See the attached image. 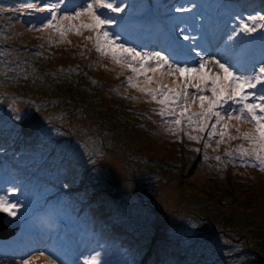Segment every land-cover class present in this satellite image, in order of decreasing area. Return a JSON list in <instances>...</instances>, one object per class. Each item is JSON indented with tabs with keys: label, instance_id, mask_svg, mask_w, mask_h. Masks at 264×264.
<instances>
[{
	"label": "rangeland",
	"instance_id": "rangeland-1",
	"mask_svg": "<svg viewBox=\"0 0 264 264\" xmlns=\"http://www.w3.org/2000/svg\"><path fill=\"white\" fill-rule=\"evenodd\" d=\"M16 1H12L10 9L3 11L0 17V28L4 31V35L0 34V46L4 42L6 47L10 48L7 55H0V64L1 58H10L15 50L13 47L18 46V50H24V47L42 46L43 51L40 50V53L44 56L39 59L47 60L55 80L70 86L68 90L64 89L62 96L69 97L72 103L67 104L54 91L48 93L26 88L21 92L20 89L0 81V99L6 104L3 106L7 107L6 113L11 111L16 117H20L17 128L14 130L11 127V131L18 130L22 134L49 139V134L41 133L40 130L55 131L54 128L59 127L58 121H61L65 123V130L60 131V137L51 138L54 143L60 144L61 148L68 151V142L76 144V147L86 141L97 143L95 157L89 162L86 158L83 160L87 167L79 173L77 181L69 180L70 186L74 187L73 191L79 194L82 190L86 192L84 185L87 179L96 178V189H92L90 193L93 195H89L96 201V206L90 211L93 218L77 217L71 213L74 206L66 201L60 192L58 196L47 198L48 188L42 184L27 198L23 191L19 192L20 185L14 174L8 169L7 174L0 172V198L5 199L8 204L16 205V215L25 216V224H21L18 233L0 238V264H23L33 256L38 257L35 264H48L49 259L55 260L56 264H90L91 258L97 253H100L101 264H129L128 255L126 262L120 260L123 256L122 246L136 242V232L147 230L144 233L147 236L151 234V243L145 244L147 254L151 248L155 250L154 243L157 239L173 235L174 233L168 231L170 224H180L179 220L189 212L193 216L199 213L201 220L198 224L206 230L209 229L208 234L216 237V241L225 248L228 245L231 250L239 253L249 250L251 246L259 247V243L264 242V171L252 167L251 164L244 165L238 160L233 161L226 154L233 151L236 156L238 153L235 150L239 146L251 148L252 145L243 138L232 141L226 138L217 149L216 140L219 137L208 140L209 130L215 118L208 122V129L203 133L194 130L184 121L177 134L166 131L164 118L154 111L162 106L151 102L150 97L128 86L126 78L132 75L130 71L122 70L109 58L101 57L95 51L93 43L85 39L94 33L87 30L83 36L69 33L67 39L71 43H60L58 33L36 30L47 22L49 12H39L41 18H36L35 15L26 16L25 21L20 23L17 11H13ZM195 1L190 0V3ZM225 1L197 0L195 7L188 6L192 11L185 12L186 17L181 16L184 18L182 25L194 38L189 40L188 45H185L186 42L177 34L167 37L162 31L140 37L139 40L129 38L138 40L135 44L131 43L132 40L127 41L130 44L125 42L129 39L122 35L121 41L127 46L137 48L138 51L151 54L160 52L173 62L185 60L189 67H197V59L215 58L224 63L227 58L238 74H250L251 65L255 62L254 57L264 58V38L256 39L260 33L235 36L233 28L239 31L235 17L264 14V0H239L243 7L235 5L238 0ZM173 3L175 0H165L161 7L165 10ZM219 7L225 10L218 9ZM104 11L106 15L114 17L113 13ZM128 14L134 18L131 8L128 9ZM204 15L205 19L196 21L199 16L203 18ZM83 18L84 21L88 20ZM33 25L36 26L35 29L32 28ZM115 30L117 27L113 25L110 31L116 33ZM120 33L123 34V31ZM230 34L234 36L231 41L228 40ZM7 40L14 42L9 43ZM178 44L195 48V52L184 56L185 53L178 49ZM196 53H199V57ZM208 67L212 68L211 65ZM56 69L59 73L65 69L69 76L61 78ZM212 70L215 71L214 68ZM7 78L11 79V76ZM154 80H159L169 87H174L175 83L179 82L171 77H160L159 74ZM138 82L142 84L143 77H140ZM67 85L65 87H68ZM194 91L189 89L190 94ZM63 104H67V107L73 105L74 108H82L83 112L66 109L59 116L56 109ZM190 111H201L198 102L192 104ZM229 123L239 127L241 132L252 129L249 123L235 120ZM220 127L217 125L218 131ZM229 132L233 136H239L235 128L230 127ZM189 135L202 138L199 141L190 140ZM83 150L85 149L82 146V150L77 153L79 155L75 157L83 156ZM205 153L209 165L212 166L210 168L203 164L207 160ZM215 155L223 159L222 163ZM0 156L4 158L3 162L7 161L5 152ZM103 161L112 168L105 165L107 167L103 169L101 166L104 165H99ZM3 162L0 161V165ZM3 165L6 166L5 163ZM113 166L115 169L119 167L118 170L123 174L117 175ZM95 168L102 174L93 177ZM124 191L129 192V211L137 216L141 210L142 214L138 217L139 226L123 219L122 222L129 226L126 230L130 235L128 237L122 233L111 236L107 231L101 235L100 229L97 232L92 229V222L100 221L94 217L101 213L104 207L111 210L106 198L118 197ZM3 217L5 216H0V221ZM103 221V225L108 223L107 219ZM1 223L3 225L7 220L4 219ZM97 225L105 228L99 223ZM220 229L231 233L234 238L225 234L218 235L217 238ZM43 235L48 236L45 241L41 238ZM36 238L38 242H35ZM25 244H33L32 249L26 251L22 247ZM192 246L191 243L184 247L191 249ZM40 253H43V256ZM228 263L251 264V261L243 262L242 259L231 257Z\"/></svg>",
	"mask_w": 264,
	"mask_h": 264
},
{
	"label": "trees",
	"instance_id": "trees-1",
	"mask_svg": "<svg viewBox=\"0 0 264 264\" xmlns=\"http://www.w3.org/2000/svg\"><path fill=\"white\" fill-rule=\"evenodd\" d=\"M12 1L14 0H1L0 17L3 11L10 9ZM123 1L124 0H117V3L122 2L128 5L125 12L118 14L113 13V15L117 20L115 24L117 30H115V32L120 33V31H123L126 39L136 38L139 40L140 37H146L150 32L157 33L163 31L166 34L176 33V31L179 32V28L181 27H177L175 32H173L172 29L176 25H182L184 18L181 16H187L185 12L177 13L174 11L176 7H184L183 4L186 0H177V3L169 6L170 8L165 10L161 7L165 3V0ZM16 2L17 6H14L13 11H17V16L20 19V23H22L25 21L26 16L35 15L36 18H41V15H38V13L42 11L38 9L45 4H55L58 0H17ZM85 2H91V0H62L61 13H71L73 9L80 10V5ZM29 5H31V7H29ZM129 8L134 12V18L130 17L128 14ZM61 13H58V15ZM85 21L87 22V20ZM0 24L2 23L0 22ZM6 30L10 31L9 29ZM184 31H186V29H184ZM0 34L4 35V31L1 28ZM131 40L136 41L135 39ZM7 42L13 43L14 41L7 40ZM24 48L26 49L18 50V46L16 48L13 47V50H15L10 58H8L9 56H6L5 59L1 58L0 81L16 87V89H20L21 92L26 90V88L34 91H46L48 93L54 91L59 94L64 102L67 104L72 103L69 97H66V95L62 96L64 89L68 90L70 86L65 82L55 80L47 60L45 58L42 60L39 59L44 56L43 53H40L42 46L33 45ZM9 50L10 48L6 47V44L2 42L0 46V55H7ZM56 72L61 78L69 76L68 71L65 69L61 71V73L56 69ZM8 76H11V79H8ZM66 85L68 87H65ZM67 104L57 107L56 112H58L59 116L63 114L66 109L83 112L82 108H74L73 105L67 107ZM3 106H6V104L0 99V149L3 148L0 150V155L5 152L7 160L3 162L4 158L0 156V161L3 162L0 165V172L3 173L5 169H8L10 173L14 174L27 198H29L31 192L38 188L39 185L44 184L48 188L46 193L47 198L58 196L60 192L63 194L66 201L74 206L71 211L72 214L82 218H93L90 211L92 207L96 206V201L94 198H90L89 195H93L90 191L96 189V178L87 179L84 185L86 192L82 190L79 194L73 191L74 187L70 186L69 180L74 179L77 181L79 173L87 167V165L83 163V160L86 158V161L89 162L95 157L94 151L97 143L91 144L86 141L82 142L79 147H76V144H70V142H68L67 146L69 147L67 148H69V152L61 148L60 144H56L51 140V138H58L60 131L65 130V123L58 120L57 126L59 127H56V129L53 127L55 131L46 129L40 130L41 133L47 132L49 134V139L36 135L22 134L18 130L12 132L11 127L15 130L19 120L16 119V115L11 113V111L6 113L7 107ZM91 137L94 138L95 136ZM82 146L85 149L83 150L84 153H82L83 156L75 157L79 155L77 153H79V150H82ZM213 160L216 161L215 158ZM220 160L222 163L223 159L221 158ZM74 161L77 163L73 164L72 162ZM4 163L7 167L3 165ZM203 164L207 168L212 167L209 165L208 159L205 160ZM99 165H104L101 166L103 169L107 167L105 165H108L110 169L112 168V166L105 161ZM113 169H115L114 166ZM118 169L119 167H116L114 171L120 176V174L123 173ZM97 174L102 173L99 169L95 168L92 176L94 177ZM69 188H72V190ZM128 194L129 192L124 191L118 197H107L106 200L109 206H111V210L108 209L109 207H104L102 212L94 217V219L100 221L92 222L91 228L96 232L100 229L101 235H104L105 231H107L108 235L111 236L121 233L125 234L126 237L130 236L126 232L129 226L122 222L123 219H128L129 223L139 226L140 221L138 217L142 213L141 210H139V214L136 216V213L134 214V212L129 211ZM123 197L125 198L124 200ZM20 216L23 217L22 220L25 219V216L19 215V217ZM103 219L108 220L106 225H103ZM176 219L179 220L178 218ZM200 220L199 213H195L194 216L190 212L185 213L183 219L181 218V220H179L180 224H170L168 227V231L174 234L164 239H157L156 241L154 239L155 250L151 248L150 252L147 254L145 244L151 243V240H149L151 234L147 236L145 234L147 230L144 231L145 233L143 231L136 232L138 240L131 244L125 243L122 246L123 256L120 260L126 262L128 255L129 264H229L228 259L236 257L242 259L243 262L251 261V264H264V242L259 243V247L254 246V248H252L251 246L249 250L238 253L231 250L228 245L226 248L225 246H221L216 241V237H211L208 234L207 231L209 229L206 230L202 225L198 224ZM98 223L105 228L103 229L98 226ZM211 227L212 226H210V229ZM223 234L234 238L231 233L223 229L219 230L217 238L218 235ZM43 236L45 239L48 237L47 235ZM191 243L193 244L191 249H186L184 247ZM255 247L257 249H255ZM129 252L132 253L128 254ZM247 254H249L248 258Z\"/></svg>",
	"mask_w": 264,
	"mask_h": 264
},
{
	"label": "snow or ice",
	"instance_id": "snow-or-ice-1",
	"mask_svg": "<svg viewBox=\"0 0 264 264\" xmlns=\"http://www.w3.org/2000/svg\"><path fill=\"white\" fill-rule=\"evenodd\" d=\"M127 7V4L117 3V0H91V2L81 4L80 10L73 9L71 13H61L62 0H58L55 4H45L38 9L42 12H49L50 16L47 22L36 30L54 31L58 33L60 43L67 42L69 44L71 43L67 39L69 33L78 36H83L85 30L94 33L85 39L93 43L95 51L101 57L109 58L122 70L130 71L132 75L126 78L128 86L150 97L151 102L162 106L154 111L164 118V123L167 126L166 131L177 134L182 121H184L194 130L203 133L208 129V122L215 118V122L209 130L208 140L218 136L216 148L219 149L220 144L224 143L226 138L228 141L243 138L252 147L244 148L241 145L235 150L238 155L234 156L233 151H228L227 156L233 161L238 160L245 165L251 164L252 167H258L264 171V58L254 57L255 62L251 65L250 74L243 72L238 74L233 70L227 58L224 63L215 58L211 60L197 59L198 66L189 67L185 60L173 62L168 56L161 55L160 52L151 54L138 51L137 48L127 46L125 42L121 41L122 33L110 31L117 20L115 17L106 15L104 11L124 13ZM98 10L99 14H97ZM174 11L177 13L191 12L192 8L176 7ZM58 13L61 14L58 15ZM82 17H87V22ZM235 19L238 21L239 27V31L233 28L235 36L260 33L256 39L264 38V14L247 15L245 18L237 16ZM35 27L32 26L33 29ZM177 27L179 26L173 27V32ZM179 36L185 41L194 39L190 35H185L183 28H179ZM49 39L52 42L51 37ZM233 39L234 36L230 34L228 40ZM248 43H252V41H248ZM177 47L185 53L184 56L195 52V48L182 44H178ZM196 56L199 57V53H196ZM209 65L215 71L209 68ZM149 73L152 75L150 76ZM157 74L160 77H171L174 81L179 82L175 83L174 87H169L159 80H154ZM140 77H143L142 84L138 82ZM153 84L156 86L153 87ZM189 89L195 91L190 94ZM132 99H136V97H132ZM190 99L191 103H189ZM197 102L201 111L199 113L191 112L192 104ZM16 119L19 120L20 117L17 116ZM233 120L249 123L252 125V129L248 132H241L236 125H230L229 121ZM217 125L221 126L219 131ZM230 127L235 128L239 136L231 135ZM188 138L199 141L202 137L189 135ZM207 158L205 153V159ZM215 158L221 159L220 156ZM15 209L16 205L8 204L5 199L0 198V211L15 216ZM40 255L43 256V253ZM37 259L38 257L33 256L23 264H35ZM48 264H56V262L49 259ZM90 264H101L100 253L91 258Z\"/></svg>",
	"mask_w": 264,
	"mask_h": 264
},
{
	"label": "water",
	"instance_id": "water-1",
	"mask_svg": "<svg viewBox=\"0 0 264 264\" xmlns=\"http://www.w3.org/2000/svg\"><path fill=\"white\" fill-rule=\"evenodd\" d=\"M1 215H4L5 218H7L10 223H11V227L9 228V230H5L2 223H0V235L1 236H9V234L11 235L12 233H14L18 228H19V224H20V221L19 219L17 218H13L11 215H9L7 212H4V211H0V216Z\"/></svg>",
	"mask_w": 264,
	"mask_h": 264
},
{
	"label": "bare ground",
	"instance_id": "bare-ground-1",
	"mask_svg": "<svg viewBox=\"0 0 264 264\" xmlns=\"http://www.w3.org/2000/svg\"><path fill=\"white\" fill-rule=\"evenodd\" d=\"M151 34H155V33H151V32H150V33H149V34H147V35H151ZM3 220H4V219H2L1 221H3ZM7 226H8V225H7Z\"/></svg>",
	"mask_w": 264,
	"mask_h": 264
}]
</instances>
